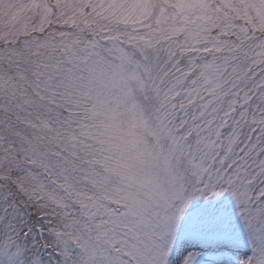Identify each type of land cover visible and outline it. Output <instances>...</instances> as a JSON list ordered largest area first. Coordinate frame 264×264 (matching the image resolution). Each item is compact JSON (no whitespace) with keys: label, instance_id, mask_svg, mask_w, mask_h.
<instances>
[{"label":"snow or ice","instance_id":"6c2138e0","mask_svg":"<svg viewBox=\"0 0 264 264\" xmlns=\"http://www.w3.org/2000/svg\"><path fill=\"white\" fill-rule=\"evenodd\" d=\"M0 264H264V0H0Z\"/></svg>","mask_w":264,"mask_h":264}]
</instances>
